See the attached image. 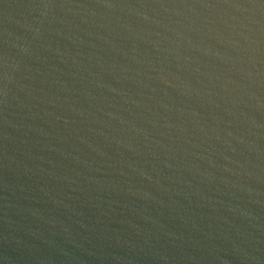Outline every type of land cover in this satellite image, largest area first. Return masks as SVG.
<instances>
[{
	"label": "water",
	"instance_id": "95a60500",
	"mask_svg": "<svg viewBox=\"0 0 264 264\" xmlns=\"http://www.w3.org/2000/svg\"><path fill=\"white\" fill-rule=\"evenodd\" d=\"M0 264H264V0H0Z\"/></svg>",
	"mask_w": 264,
	"mask_h": 264
}]
</instances>
